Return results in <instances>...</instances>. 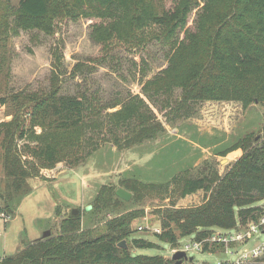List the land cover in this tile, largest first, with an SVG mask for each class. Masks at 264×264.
<instances>
[{
    "label": "trees",
    "instance_id": "16d2710c",
    "mask_svg": "<svg viewBox=\"0 0 264 264\" xmlns=\"http://www.w3.org/2000/svg\"><path fill=\"white\" fill-rule=\"evenodd\" d=\"M2 13L0 62L9 30L18 34L38 29L55 35L60 23L81 18L100 19L91 24L90 34L102 55L94 59L91 69L77 63L73 77L94 72V66L105 64L115 50H142L160 41L169 45L170 53L167 66L153 77L147 78V67L142 68L141 93L103 105L87 91L62 93L63 52L55 46L48 90L0 96V108L12 115L11 120H0L8 178L5 191L0 192V215L16 213L32 191L30 179L50 182L54 178L50 171L58 166H82L103 141L125 151L159 139L167 133L159 112L171 123L197 115L206 101L240 102L244 108L264 103V0H19L17 5L0 6ZM239 148L242 154L223 174L212 168L195 177L175 175L167 185L150 183L151 188L161 189L174 182L180 188L179 198L203 192L199 204L177 207L173 201L156 211L161 222L156 236L161 242L172 248L185 237L200 242L215 230L235 229L264 215L260 205L264 201V115L258 131L245 133L216 154L225 156ZM119 185L133 194L148 187L137 177L122 178ZM116 192L114 184H103L92 200L96 221L105 220L106 212L113 213L100 232L83 225L81 209L61 217L57 206L56 214L62 219L57 233L25 243L16 255L0 258V264L167 263L159 254H132L133 247L159 245L134 237L132 224L145 211L117 212L126 200ZM122 240L129 248L118 247ZM224 250L223 244L206 243L202 252L223 255ZM255 264H264V254Z\"/></svg>",
    "mask_w": 264,
    "mask_h": 264
},
{
    "label": "rangeland",
    "instance_id": "374dc122",
    "mask_svg": "<svg viewBox=\"0 0 264 264\" xmlns=\"http://www.w3.org/2000/svg\"><path fill=\"white\" fill-rule=\"evenodd\" d=\"M18 2L0 0V6L17 5ZM3 13L0 14L1 18ZM194 18L195 11L191 15L190 26ZM99 21L86 18L66 20L59 24L55 35H48L38 29L20 30L18 34H10L9 30V36L2 41L1 48L4 58L0 62V96L48 90L54 70L52 50L55 46L62 48L63 52L62 93L87 91L97 95L103 105L113 102L117 97L141 93L142 68L147 67V78L165 68L170 53L168 44L155 41L142 50H115L105 64L94 66V72L73 77L72 69L77 63L88 64L91 69L94 59L102 55L100 44L90 34L91 24ZM5 113V109L0 108V120H11L12 115ZM263 115L264 103L257 102L244 108L242 103L233 101L203 102L197 115L171 123H166L159 112V118L167 129V133L159 139L125 151L103 141L82 166L71 169L60 165L50 171L49 175L55 178L50 182L40 183L38 178L30 179L32 191L24 196L16 213L9 217L0 215V258L16 255L25 243L41 238L46 231L56 234L61 217L73 208L81 209L84 213V226L97 227L100 232L106 219L113 216L112 212H106L103 214L105 220L98 222L96 213L91 211L92 200L100 187L111 183L117 189L123 188L119 185L120 179L137 177L146 182L148 187L137 194L132 193L131 199L124 201L117 212L143 209L144 215L132 224L134 237L150 240L159 247H133L130 251L133 255L159 254L166 261H173L172 254L193 243V238L180 239L176 248L161 242L156 236L157 230L161 228L156 211L172 205L173 201H176L177 207L199 204L203 192L179 198L180 188L174 182L161 189L151 188L150 183L167 185L175 175L195 177L201 171H210L212 168L223 174L229 164L242 154V149L231 151L225 156L216 153L227 149L245 133L258 131L263 123ZM7 179L0 145V192L5 191ZM84 181L87 186L83 185ZM261 205L264 206V203ZM57 206L61 208V217L56 214ZM191 255L195 260L208 264L223 258L221 254L210 252ZM262 257L257 256L247 264H255Z\"/></svg>",
    "mask_w": 264,
    "mask_h": 264
},
{
    "label": "built area",
    "instance_id": "2783aa9c",
    "mask_svg": "<svg viewBox=\"0 0 264 264\" xmlns=\"http://www.w3.org/2000/svg\"><path fill=\"white\" fill-rule=\"evenodd\" d=\"M9 217V216H7ZM161 232V228L156 233ZM264 215L258 220H252L246 225H241L231 230H216L203 241L185 245L189 257L197 252H202L206 243H217L225 246L223 258L214 264H247L253 258L264 254ZM253 242V244H251ZM182 264H208L203 261L184 259Z\"/></svg>",
    "mask_w": 264,
    "mask_h": 264
},
{
    "label": "water",
    "instance_id": "95a60500",
    "mask_svg": "<svg viewBox=\"0 0 264 264\" xmlns=\"http://www.w3.org/2000/svg\"><path fill=\"white\" fill-rule=\"evenodd\" d=\"M117 195L119 197H121L122 199L128 201L131 199L132 197V193L127 191L124 188H119L117 189ZM90 207V206H89ZM88 207V208H89ZM73 214H78L79 209L77 208H73L72 209ZM51 236V231H46L45 234L42 236L43 238H47ZM118 247H123V248H128V244L126 240H122L121 242L118 243ZM184 259H190L193 260V256L189 257L187 252L185 250H176L173 254H172V260L173 262H167L165 264H182Z\"/></svg>",
    "mask_w": 264,
    "mask_h": 264
},
{
    "label": "crops",
    "instance_id": "0c3cea01",
    "mask_svg": "<svg viewBox=\"0 0 264 264\" xmlns=\"http://www.w3.org/2000/svg\"><path fill=\"white\" fill-rule=\"evenodd\" d=\"M40 183H41V180H40ZM84 183H85V184H83V185H84V186H87V185H86V181H84ZM263 203H264V201H263L262 203H260V205L263 204Z\"/></svg>",
    "mask_w": 264,
    "mask_h": 264
}]
</instances>
